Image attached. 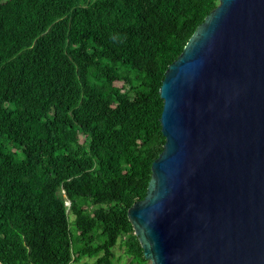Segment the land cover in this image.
Listing matches in <instances>:
<instances>
[{
    "label": "trees",
    "instance_id": "trees-1",
    "mask_svg": "<svg viewBox=\"0 0 264 264\" xmlns=\"http://www.w3.org/2000/svg\"><path fill=\"white\" fill-rule=\"evenodd\" d=\"M217 4L0 0V264L147 262L127 210L163 148L159 88Z\"/></svg>",
    "mask_w": 264,
    "mask_h": 264
},
{
    "label": "water",
    "instance_id": "water-1",
    "mask_svg": "<svg viewBox=\"0 0 264 264\" xmlns=\"http://www.w3.org/2000/svg\"><path fill=\"white\" fill-rule=\"evenodd\" d=\"M159 96L163 148L127 210L144 259L264 264V0H218Z\"/></svg>",
    "mask_w": 264,
    "mask_h": 264
},
{
    "label": "rangeland",
    "instance_id": "rangeland-1",
    "mask_svg": "<svg viewBox=\"0 0 264 264\" xmlns=\"http://www.w3.org/2000/svg\"><path fill=\"white\" fill-rule=\"evenodd\" d=\"M72 219V218H71ZM116 258L114 264H125L127 259L122 255V250L116 249ZM145 264H151L150 261H147Z\"/></svg>",
    "mask_w": 264,
    "mask_h": 264
}]
</instances>
